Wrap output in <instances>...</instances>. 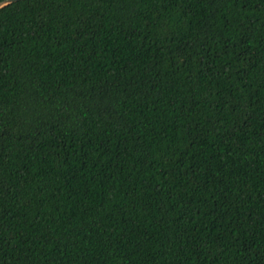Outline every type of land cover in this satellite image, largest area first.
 Segmentation results:
<instances>
[{"label": "trees", "instance_id": "trees-1", "mask_svg": "<svg viewBox=\"0 0 264 264\" xmlns=\"http://www.w3.org/2000/svg\"><path fill=\"white\" fill-rule=\"evenodd\" d=\"M0 264H264V0L0 8Z\"/></svg>", "mask_w": 264, "mask_h": 264}, {"label": "water", "instance_id": "water-1", "mask_svg": "<svg viewBox=\"0 0 264 264\" xmlns=\"http://www.w3.org/2000/svg\"><path fill=\"white\" fill-rule=\"evenodd\" d=\"M15 1H18V0H2L0 2V8H2L3 6L7 5V4H10L12 2H15Z\"/></svg>", "mask_w": 264, "mask_h": 264}]
</instances>
